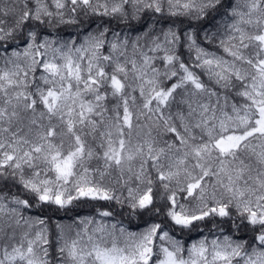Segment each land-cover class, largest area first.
Returning a JSON list of instances; mask_svg holds the SVG:
<instances>
[{
	"label": "snow or ice",
	"instance_id": "1",
	"mask_svg": "<svg viewBox=\"0 0 264 264\" xmlns=\"http://www.w3.org/2000/svg\"><path fill=\"white\" fill-rule=\"evenodd\" d=\"M0 181V264H264V0H0Z\"/></svg>",
	"mask_w": 264,
	"mask_h": 264
},
{
	"label": "trees",
	"instance_id": "2",
	"mask_svg": "<svg viewBox=\"0 0 264 264\" xmlns=\"http://www.w3.org/2000/svg\"><path fill=\"white\" fill-rule=\"evenodd\" d=\"M151 15V14H149ZM145 20H148V17L146 16L144 18ZM105 23H108V18H105ZM99 23V21H97ZM177 24L181 27H187L188 21L185 20L183 24L181 25L179 21H177ZM113 28H123V25H117V22L115 20L111 21L110 25ZM91 27H95V24H92ZM141 30V25L136 26V31ZM76 31L75 28L67 27V28H61L60 34L62 36H67L70 34H73ZM182 55L185 57L187 56L186 50H181ZM0 187H3L5 191L11 190L13 193H17L20 190L17 186L12 184L11 181H9L7 184H4L3 181H0ZM34 203V201H33ZM162 203V201L157 202V206ZM100 208H111V210L115 213V219L121 220L126 226L136 229L139 226L145 225V224H151L154 222H164L165 224H168L169 222L166 221L165 217L163 216H153L150 213L145 212L142 216L141 215H134L129 216L127 209H121L119 205L115 204V202H106V201H92L89 203H83L78 206L72 207L69 210H55L52 207L48 206H35L31 209H28L26 213L30 215H35L39 217H50V224H54L55 222H61L65 223L68 221L73 220L77 216L84 215V214H95L97 209ZM216 223L219 224L221 228L224 229L225 233L232 234L234 236H245L246 230L242 229L239 232H236L231 225V221H228L227 219L225 222H220L219 220L216 221ZM208 227H211V224L209 223L207 227H205L204 224H199L197 228L193 229L192 231L188 230H181L179 227H176L173 230V234L176 236L177 239H181L182 241L187 244L191 239H197L203 235L208 234ZM202 230V231H201ZM250 234V233H247Z\"/></svg>",
	"mask_w": 264,
	"mask_h": 264
},
{
	"label": "rangeland",
	"instance_id": "3",
	"mask_svg": "<svg viewBox=\"0 0 264 264\" xmlns=\"http://www.w3.org/2000/svg\"><path fill=\"white\" fill-rule=\"evenodd\" d=\"M25 215L26 216H31V217H37V216H35V215H30V214H28V213H26L25 212ZM93 215H95V214H84V215H80V217H84V216H93ZM75 219V218H74ZM73 219V220H74ZM72 221V220H71ZM71 221H68V222H65V224H67V223H70ZM111 222V221H110ZM148 224H145V225H142V226H139V227H137L136 229H134V228H131V227H128V226H126V227H128L129 228V230H131V231H140V230H142L143 228H145L146 226H147ZM200 238V237H199ZM199 238H197V239H199ZM197 239H191V241H189L187 244H190L192 241H194V240H197ZM186 244V245H187Z\"/></svg>",
	"mask_w": 264,
	"mask_h": 264
}]
</instances>
